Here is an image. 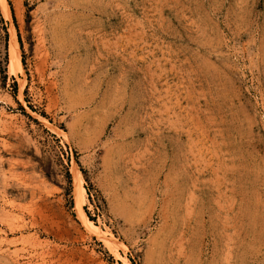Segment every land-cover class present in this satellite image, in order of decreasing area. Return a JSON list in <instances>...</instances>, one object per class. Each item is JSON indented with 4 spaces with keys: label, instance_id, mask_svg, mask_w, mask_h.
I'll use <instances>...</instances> for the list:
<instances>
[{
    "label": "rangeland",
    "instance_id": "374dc122",
    "mask_svg": "<svg viewBox=\"0 0 264 264\" xmlns=\"http://www.w3.org/2000/svg\"><path fill=\"white\" fill-rule=\"evenodd\" d=\"M0 264H264V0H0Z\"/></svg>",
    "mask_w": 264,
    "mask_h": 264
},
{
    "label": "bare ground",
    "instance_id": "6f19581e",
    "mask_svg": "<svg viewBox=\"0 0 264 264\" xmlns=\"http://www.w3.org/2000/svg\"><path fill=\"white\" fill-rule=\"evenodd\" d=\"M6 12V10H5ZM12 55H13V66L18 65L19 67H21L22 65V61L20 59V54H19V48H18V40H17V36L15 34L14 31H12ZM83 194V196H85V192L84 189L81 192ZM82 196V197H83Z\"/></svg>",
    "mask_w": 264,
    "mask_h": 264
}]
</instances>
